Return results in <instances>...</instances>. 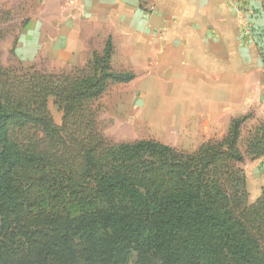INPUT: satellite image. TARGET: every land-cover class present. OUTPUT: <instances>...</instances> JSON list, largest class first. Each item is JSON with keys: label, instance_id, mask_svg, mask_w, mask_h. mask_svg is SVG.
Here are the masks:
<instances>
[{"label": "trees", "instance_id": "trees-1", "mask_svg": "<svg viewBox=\"0 0 264 264\" xmlns=\"http://www.w3.org/2000/svg\"><path fill=\"white\" fill-rule=\"evenodd\" d=\"M112 53L108 38L63 74L0 65V264H264V187L249 204L242 170L264 157V119L191 152L114 143L95 104L135 75Z\"/></svg>", "mask_w": 264, "mask_h": 264}, {"label": "crops", "instance_id": "crops-1", "mask_svg": "<svg viewBox=\"0 0 264 264\" xmlns=\"http://www.w3.org/2000/svg\"><path fill=\"white\" fill-rule=\"evenodd\" d=\"M250 18L264 32V0H64L63 14L20 35L18 52L28 43L31 57L80 67L93 51L91 38L101 43L97 50L110 38L112 68L135 78L154 69L148 81L183 84L175 89L177 114L183 126L193 117L198 131L226 108L233 65L248 77L242 36Z\"/></svg>", "mask_w": 264, "mask_h": 264}, {"label": "rangeland", "instance_id": "rangeland-1", "mask_svg": "<svg viewBox=\"0 0 264 264\" xmlns=\"http://www.w3.org/2000/svg\"><path fill=\"white\" fill-rule=\"evenodd\" d=\"M63 12L64 0H0V65L5 68L34 67L45 73L63 74L82 68L92 59L93 54L100 55L102 50L97 48L101 43L93 38L89 40L93 51L87 62L80 67L50 61L41 53L31 57L30 52H27L28 43L24 46L25 51L18 52L20 35L33 32L31 29L42 23L47 25L50 18ZM256 21L250 18L242 36L243 43L246 41L244 44L248 46V77L233 65V82L227 84L231 91L226 108L214 119L208 120L207 117L198 131L196 128L192 130L193 117L189 119L191 122L183 126V117L180 115L179 118L177 114L180 98L175 89L183 84L165 78H162L166 80L164 82L148 81V75L154 69H142L135 80L109 86L95 104L102 134L114 143L153 139L178 150L191 152L200 143L222 139L233 118L249 114L250 118L241 130L243 139L249 130L264 119V32ZM48 111L59 125L62 113L53 104L52 98L48 99ZM242 170L246 177L248 203L251 204L260 196L264 187V157L246 160Z\"/></svg>", "mask_w": 264, "mask_h": 264}, {"label": "built area", "instance_id": "built-area-1", "mask_svg": "<svg viewBox=\"0 0 264 264\" xmlns=\"http://www.w3.org/2000/svg\"><path fill=\"white\" fill-rule=\"evenodd\" d=\"M155 7L152 3L148 4L147 8H146V11L148 12H152L154 11Z\"/></svg>", "mask_w": 264, "mask_h": 264}]
</instances>
